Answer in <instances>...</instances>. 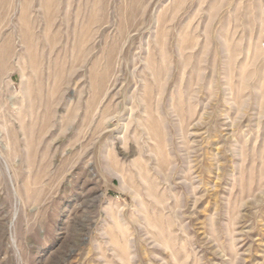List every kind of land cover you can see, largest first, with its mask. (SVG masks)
Returning <instances> with one entry per match:
<instances>
[{
	"label": "rangeland",
	"instance_id": "obj_1",
	"mask_svg": "<svg viewBox=\"0 0 264 264\" xmlns=\"http://www.w3.org/2000/svg\"><path fill=\"white\" fill-rule=\"evenodd\" d=\"M0 264H264V0H0Z\"/></svg>",
	"mask_w": 264,
	"mask_h": 264
}]
</instances>
